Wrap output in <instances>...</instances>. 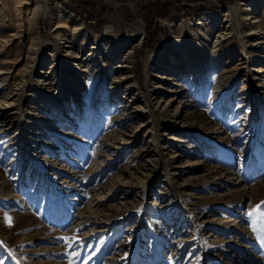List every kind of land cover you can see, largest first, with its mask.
<instances>
[{
    "label": "rangeland",
    "instance_id": "1",
    "mask_svg": "<svg viewBox=\"0 0 264 264\" xmlns=\"http://www.w3.org/2000/svg\"><path fill=\"white\" fill-rule=\"evenodd\" d=\"M260 69L264 0H0V264H264Z\"/></svg>",
    "mask_w": 264,
    "mask_h": 264
},
{
    "label": "snow or ice",
    "instance_id": "2",
    "mask_svg": "<svg viewBox=\"0 0 264 264\" xmlns=\"http://www.w3.org/2000/svg\"><path fill=\"white\" fill-rule=\"evenodd\" d=\"M261 205H264V201H261L259 204L255 205L249 212L248 216L253 219V223L251 224V227L253 228V231H256V223L257 221L264 222V211L261 210ZM7 221L9 225L11 224V218L7 217ZM67 240L68 238H63Z\"/></svg>",
    "mask_w": 264,
    "mask_h": 264
},
{
    "label": "bare ground",
    "instance_id": "3",
    "mask_svg": "<svg viewBox=\"0 0 264 264\" xmlns=\"http://www.w3.org/2000/svg\"><path fill=\"white\" fill-rule=\"evenodd\" d=\"M252 8V4L251 3H247V4H245V10H248V8ZM250 10V9H249ZM252 17V16H251ZM256 22V20H253V21H251V23H255ZM252 33V32H251ZM253 33H255V31L253 32ZM258 44H263V42H259ZM85 70V69H84ZM258 72H264V70H262V69H260V70H258ZM1 73H3L2 71L0 72V74ZM259 86H264V85H259Z\"/></svg>",
    "mask_w": 264,
    "mask_h": 264
}]
</instances>
